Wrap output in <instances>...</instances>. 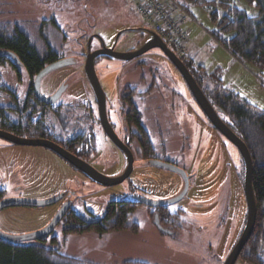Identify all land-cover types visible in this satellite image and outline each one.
<instances>
[{"label": "rangeland", "instance_id": "rangeland-1", "mask_svg": "<svg viewBox=\"0 0 264 264\" xmlns=\"http://www.w3.org/2000/svg\"><path fill=\"white\" fill-rule=\"evenodd\" d=\"M0 2L3 3V5L0 4L2 7L0 20L54 19L65 35L64 45L59 49L62 50V55L67 57L80 56L78 47L81 44L85 45L90 37H95L93 38L94 46L98 45L100 38L106 46H111L118 35L115 50L126 51L135 47L144 35L143 32L137 30L139 25H144V23L128 0H0ZM234 4L244 9L249 15H254V9L243 0H234ZM188 11L195 19L197 31L199 30L202 35L203 47L198 52L192 53L193 57L195 56L193 58L195 70L198 72V65L202 64L205 73L210 74L220 63L219 61H222L224 71L220 72H224L225 79H219L221 85L247 100L257 110L264 111V66L259 67L237 60L241 65L239 68L228 59H224V56L220 55L217 50L222 45L216 43L209 33L214 30L215 25L210 19L207 8L195 5L189 6ZM231 34L227 33L225 37ZM187 41L188 37L186 46ZM166 44L177 55L174 48L169 43ZM102 60L119 61L106 57ZM132 60H145L155 67L153 75L156 84L159 85L160 94L169 95L168 92L173 85L165 84L164 88L160 83L168 80L167 72L171 69L167 57L160 49H150ZM97 64L99 65L100 62ZM75 66L72 64L60 67L47 74L41 81L42 89L49 91L61 79H68L70 85H68L67 93L70 95L65 93L61 100L64 102L72 99L86 100L91 90L82 77L83 62ZM115 69L118 73L108 75L103 79L105 92L110 101L118 97V92L124 87L126 79L133 80L136 77V73L129 72L122 75L119 68ZM101 70L100 66H96L98 76ZM4 75L6 76L2 79L5 83L11 84L15 81L16 73L11 72ZM160 94L153 98L151 96L148 101H145L147 109L141 110L143 123L151 136L153 131L156 133L155 129L163 132L160 138L152 136L155 148H161L160 143L162 142L166 147L167 156L182 158L183 161L190 163L189 170L194 173L198 194L200 193L199 198L202 201V205L198 204V227H200L198 233L195 231L190 233L192 230L186 232L183 227L179 237L171 236L163 232L148 217L145 208L138 207L130 218V222L136 225L134 232L129 229L109 230L102 233L93 230L70 232L66 230L62 218L51 233L54 240L48 238V245L56 247L59 252L68 256L100 264H121L126 261H140L148 264H223L242 228L244 217V171L241 155L210 124L199 107L197 118L195 109L191 108L190 113L189 102L186 104L183 100H173ZM116 103L117 99L110 102L113 115ZM137 104L140 108L138 101ZM169 130L171 131L168 132ZM190 134H192L193 141ZM1 148L0 190L4 191V198L49 199L63 192L64 188L61 185L64 176L62 177L63 171L61 170L63 169L61 168L57 170L56 177L49 178L53 180L52 184L40 185L42 187L40 192L32 194L18 192L16 187L20 181L15 173L16 169L14 167L11 175L4 171L5 166L8 167L10 158ZM27 148L47 151L41 147ZM20 149L15 148L25 159L41 156L36 151L29 152L25 147ZM96 149V156L89 159L91 166L106 176L116 175L123 165V160H119L120 156L114 147L105 144L98 134ZM9 155L13 157L12 152ZM58 159L61 161L60 157ZM50 161H52L49 163L51 170L60 166L58 160L51 159ZM177 177L179 176L175 173L148 164L143 165L141 160L135 159L132 171L121 183L102 186L89 180L86 183L87 181L80 176L69 181L65 189L73 193L70 210H74L79 215H87L90 212L96 219H99L103 216L109 201L136 199L137 189L138 193L145 198L161 199L172 194L179 183ZM215 179L217 182L214 185ZM211 184L214 185L213 188L215 186L218 188L221 198L218 206L215 205L217 211L214 217L210 214V210L213 209V204L209 203L212 198L211 190L200 191V188H211L208 186ZM64 199L42 207L14 206L1 209L0 230L6 234L21 235L42 229L65 204ZM204 202L209 204L203 205ZM181 203L183 204V201ZM186 209L193 210L189 207ZM17 213L26 215L36 213V216L17 218ZM194 251H198V255L194 254ZM235 264L245 263L237 260Z\"/></svg>", "mask_w": 264, "mask_h": 264}, {"label": "flooded vegetation", "instance_id": "flooded-vegetation-1", "mask_svg": "<svg viewBox=\"0 0 264 264\" xmlns=\"http://www.w3.org/2000/svg\"><path fill=\"white\" fill-rule=\"evenodd\" d=\"M93 38L95 37L88 38L85 45L81 44V46L78 47V50L81 53L80 56L73 55L67 57L62 55V50H60L59 47L64 45L65 36L64 41L59 44L60 46L58 44H50V46H52L51 50L57 52L56 57L54 61L45 59L43 68L48 64L54 63L66 57L73 58L71 61L75 63L76 66H78L81 62H83L84 66L86 55L98 48H102L103 45H105L103 40L100 38L98 45L94 46ZM135 47L127 49L126 51L134 49ZM7 55H4L8 57L7 59L0 61V131L16 138L50 141L51 143L58 145L69 154L77 157L89 165H91L89 163V159L96 156V142L97 135L99 134L101 140L105 144L114 147L117 154L120 156L119 160H123V165L116 175L120 174L125 169L127 165V159L130 155L133 158V162L135 159H139L143 165L148 164L175 173L179 176L177 177V179L179 178V183H177L178 185L172 194H169L161 199L145 198L140 193H138L139 191L136 188L137 198L133 199V201L139 202L142 205L140 207L146 209L148 217L153 222H155L163 232L168 233L171 236L175 235L179 237L183 227L185 228L186 232L192 230L190 233L193 231L198 233V228H200L198 227V204L202 205V201L199 198L200 193L198 194V187H196L194 173L189 170L190 163L183 161L182 158L167 156L166 147L165 145L163 146L162 142L160 143L161 148H155L152 136H158L160 138V135L163 134V132L160 129H155L156 133L153 131V135L151 136L143 123L141 110L143 109L145 111L147 109L145 101H148V98L151 96L153 98L154 96L159 95L161 92L159 85L156 84L153 75L155 67L149 65L145 60H132L134 59L132 58L126 61L119 59V61H105L102 60L105 57L109 59L114 58L102 54L96 56L94 60V70L97 74L96 66H100V68H102L100 76H98V74L97 76L105 97L104 105L100 106L83 73L82 77L85 83L89 85L91 90V92H89V97L87 99L85 98L86 100L72 99L64 102L61 99L63 95L67 93L68 85H70L68 79H61L49 91H44L41 86L42 84H39V89L41 92L39 96L38 92L35 90L34 82L36 75L40 71L34 75L28 74L22 67V71H19L17 63L13 62V58ZM181 60L198 84L196 70L193 67L188 66L183 59ZM98 62H100L99 65L97 64ZM167 62L170 64L169 68L171 69H168L169 71L167 72L168 80L166 79L160 84L162 87H164L165 84L170 83L173 85V87L168 92L170 96L162 94L160 95L172 98L173 100H183L185 103L189 102V105H191V107H189L190 113L192 112L191 108L195 109L198 118V104L194 99L186 83V80L178 68L168 58ZM115 68H119L122 75H126L131 72L136 73V77L133 80H125L124 87L122 90H119L117 95L118 97L114 99H117V103L115 109L113 110L115 112L113 115L112 110L110 109V102H113L114 100L110 101L108 99L105 92L103 79L108 75L118 73ZM11 72H18V75H16L14 82L7 84L4 82L2 77L6 76L4 75L5 73L9 74ZM109 82L112 83L111 81ZM57 90H59V92L61 91L58 98L55 97ZM67 94L70 95L69 93ZM137 101L140 104L141 109L139 108ZM140 127H142V129L145 131L144 137L139 133ZM170 131L171 130L168 132ZM190 135L192 138V134ZM113 138L117 139L114 140ZM1 147L10 158L8 160V167L6 165L4 171L11 175L14 171V167L16 169L15 173L20 181L19 185L16 187L18 192H40L39 190L42 188L40 185L46 186L48 183L52 184L53 180H50L49 178L56 177L58 172L57 170L61 168L63 169L61 170V172L63 171L62 177L64 176L61 185L64 188V190H62L63 197L61 199L65 198L63 203L66 205L68 204L67 202L72 201L71 197L73 196V193L66 191L65 189L68 187L69 181L74 180L76 177L79 178L82 176L84 181L89 180L93 182L91 178L79 170L78 167L69 163L54 150L46 146L18 144L16 142H12L6 137L0 136V148ZM24 147L29 150V152L32 153L33 151H36L37 153L41 154V156L38 158H23L19 152L15 150V148L17 150H21L20 148ZM27 147H41L47 149V151L31 150ZM52 151L60 157L61 161H59V157H56ZM10 152H12L13 157L9 155ZM51 159L59 161L60 166L57 169L51 170V165L49 164L52 162L50 161ZM213 182L215 185L217 179H215ZM86 183H88V181ZM94 184L98 183L94 182ZM214 185H208L211 188H200V191L211 190L212 198L209 202L213 204V209L210 210L211 217H214L217 211V208L215 209V205H217L218 201L221 200L218 194V188L216 186L213 188ZM184 189L186 190L183 193ZM0 191H2V193L4 192L3 190ZM1 198H4V193L2 194ZM176 198L179 199L168 203L169 201H172ZM243 198L245 203L244 193ZM146 199L151 204L145 202ZM182 201L183 204L181 203ZM162 202L163 204H161ZM209 203L204 202L203 205H207ZM186 207L192 208L193 210H187ZM70 211L76 213L74 210H70L69 206V209L66 211V213ZM64 216L62 218H64ZM78 216H80V218H78L79 222H96L100 219H96L95 216L90 212H88L87 215L78 214ZM25 217L30 216L17 213V218ZM245 219L246 203L242 228L237 236L236 241L242 232ZM49 236H51V234L43 238H47L48 241ZM262 241L264 242V237L262 238ZM240 252L236 261L240 260ZM193 253L198 255V251H194ZM261 255L262 257L259 263L264 264V254ZM243 263L248 264L246 261H243Z\"/></svg>", "mask_w": 264, "mask_h": 264}, {"label": "trees", "instance_id": "trees-1", "mask_svg": "<svg viewBox=\"0 0 264 264\" xmlns=\"http://www.w3.org/2000/svg\"><path fill=\"white\" fill-rule=\"evenodd\" d=\"M186 10L189 6H205L209 11L214 30L211 37L220 43L236 60L264 66V0H243L254 9L249 15L238 8L234 0H177ZM3 5V3L0 2ZM2 7L0 5V12ZM227 33H232L225 37ZM64 34L54 19L41 21L0 20V51L9 52L18 68L30 75L43 69L46 60L54 61L56 51L50 44H61ZM60 46V45H59ZM8 57L2 56L0 61ZM193 67L188 57H181ZM194 68V67H193ZM195 69V68H194ZM20 71V70H19ZM201 72V73H200ZM198 85L217 110L220 118L246 144L252 159V191L256 204V219L251 235L240 252V260L248 264H260L264 254V111L248 103L238 94L223 87L220 69L206 74L198 66ZM201 74V75H200ZM18 75V72L16 73ZM218 77V79H217ZM144 137L145 131L139 128ZM0 191V200L2 199ZM142 206L133 200H113L107 203L103 216L96 222H79L78 214L67 212L63 218L66 230L70 232L93 230L102 233L109 230L135 231L130 222L135 210ZM52 240L54 237L49 236ZM0 264H100L68 256L56 247L47 244V238L37 241L12 243L0 238ZM121 264H148L140 261H126Z\"/></svg>", "mask_w": 264, "mask_h": 264}, {"label": "water", "instance_id": "water-1", "mask_svg": "<svg viewBox=\"0 0 264 264\" xmlns=\"http://www.w3.org/2000/svg\"><path fill=\"white\" fill-rule=\"evenodd\" d=\"M131 30V29H125ZM137 30L144 33L142 39L139 43H137L134 49L129 51H117L114 49V45L116 43L117 37L114 40V43L106 47L103 45L102 48H98L86 55L85 63L83 66V75L87 80L88 84L91 87V90L95 94L100 106L104 105L105 97L104 92L101 88L98 76L94 70V60L96 56L99 55H106L114 59L119 60H129L135 58L137 56H141L145 54L147 51L153 48L160 49L164 55L178 68L186 83L196 100L198 107L204 114V116L208 119L211 125L223 136L226 140L231 142L233 146L237 149L239 154L241 155L244 167V174H243V193L245 197L246 203V219L245 224L242 229V232L232 247V249L227 254L223 264H234L236 259L238 258V254L242 248V246L247 241L248 237L250 236L256 216V204L255 199L252 191V159L249 154V151L246 147V144L226 125V123L220 118L218 115L217 110L212 106L209 102L207 97L205 96L204 92L200 88V86L196 83L188 69L184 66L182 60L172 51L167 44L161 39V37L154 32L152 29L139 25ZM10 54L9 52L0 51V57L3 55ZM73 58H63L59 61L46 65L43 69L35 77V90L38 92L40 96L41 92L39 89V84H41V80L50 72L64 66H69L73 63L71 60ZM76 65V64H75ZM61 91L57 90L55 93V97L58 98ZM42 96V95H41ZM43 97V96H42ZM46 99V98H44ZM1 137H6L12 142H16L18 144H25V145H42L46 146L52 150H54L57 154L63 157L66 161L73 164L74 166L78 167L79 170L84 172V174L88 175L91 180L95 183H98L102 186H110L121 183L125 178H127L132 171V163L133 158L129 153V158L127 155V165L125 169L118 175L114 176H106L101 174L91 165L85 163L84 161L78 159L77 157L69 154L64 149L59 147L58 145L51 143L50 141L46 140H30V139H23V138H16L13 136H9L4 132L0 131ZM8 136V137H7ZM116 140L117 138H113ZM187 188V187H186ZM186 189L183 190V193ZM63 197V192L54 198L49 199H31V198H18V197H6L0 200V210L3 208L14 207V206H29V207H42L47 206L50 204L55 203L56 201L60 200ZM180 198V197H179ZM173 199L170 202H174L177 199ZM72 202V201H71ZM71 202H67L68 204L62 205L57 213L49 220V222L42 227V229H38L35 231H30L24 234H6L0 230V238L7 240L12 243H19V242H29V241H37L40 238L48 236L52 233L55 225L62 219L66 211L69 209ZM144 202V201H143ZM151 204L149 201H146ZM163 204V202L161 203ZM95 222V221H90Z\"/></svg>", "mask_w": 264, "mask_h": 264}, {"label": "built area", "instance_id": "built-area-1", "mask_svg": "<svg viewBox=\"0 0 264 264\" xmlns=\"http://www.w3.org/2000/svg\"><path fill=\"white\" fill-rule=\"evenodd\" d=\"M142 19L144 27L152 29L169 43L179 57L187 56V32L182 29L186 19L195 21L177 0H128Z\"/></svg>", "mask_w": 264, "mask_h": 264}, {"label": "crops", "instance_id": "crops-1", "mask_svg": "<svg viewBox=\"0 0 264 264\" xmlns=\"http://www.w3.org/2000/svg\"><path fill=\"white\" fill-rule=\"evenodd\" d=\"M193 19H194V17H193ZM194 22L195 21H191L189 19H186V20H184L182 22V25H181L182 26V29L185 30L187 32V34H188L187 35L188 41H187V56L186 57H188V59L191 60L192 62H193V58L195 57V56L193 57L192 53L198 52V50L201 47H203V45L201 44L202 35H201V33H200L199 30L197 31ZM196 37H198V39ZM216 43H217V41H216ZM217 50H218V53L220 55H223L224 56V59H228L229 62H231L232 64L233 63L236 64L240 68V66H241L240 63L223 46L222 47H219ZM219 62L220 63L215 66V69H220V71H224L222 61H219ZM193 65H194V63H193ZM198 66L202 67L203 71L205 72L204 67H203L202 64H199ZM220 79H222V80L225 79L224 72H221V78ZM32 193H35V192H30L29 194H32ZM35 214L36 213H31L29 216L30 217L36 216Z\"/></svg>", "mask_w": 264, "mask_h": 264}]
</instances>
